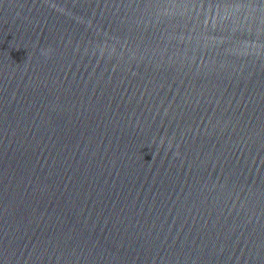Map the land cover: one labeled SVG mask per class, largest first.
<instances>
[{
	"label": "water",
	"instance_id": "water-1",
	"mask_svg": "<svg viewBox=\"0 0 264 264\" xmlns=\"http://www.w3.org/2000/svg\"><path fill=\"white\" fill-rule=\"evenodd\" d=\"M0 264H264V0H0Z\"/></svg>",
	"mask_w": 264,
	"mask_h": 264
}]
</instances>
